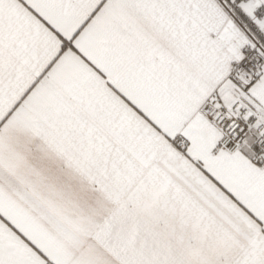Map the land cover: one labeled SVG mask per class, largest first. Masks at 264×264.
<instances>
[{
	"label": "snow or ice",
	"instance_id": "obj_1",
	"mask_svg": "<svg viewBox=\"0 0 264 264\" xmlns=\"http://www.w3.org/2000/svg\"><path fill=\"white\" fill-rule=\"evenodd\" d=\"M0 264H264V0H0Z\"/></svg>",
	"mask_w": 264,
	"mask_h": 264
}]
</instances>
